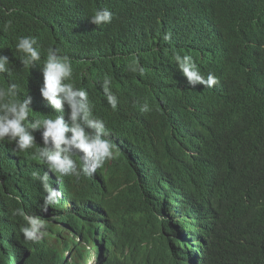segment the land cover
Listing matches in <instances>:
<instances>
[{
	"label": "clouds",
	"instance_id": "clouds-1",
	"mask_svg": "<svg viewBox=\"0 0 264 264\" xmlns=\"http://www.w3.org/2000/svg\"><path fill=\"white\" fill-rule=\"evenodd\" d=\"M50 1L0 4L18 13L21 28L0 44V264H103L99 211L112 223L109 205L133 211L125 168L138 187L152 188L175 261L186 262L200 239L187 191L175 182L203 154L207 126L192 123L197 110L178 111L168 93L227 91L214 68L228 53L216 0ZM253 5L264 10V0ZM161 7L179 15L154 12Z\"/></svg>",
	"mask_w": 264,
	"mask_h": 264
},
{
	"label": "trees",
	"instance_id": "trees-1",
	"mask_svg": "<svg viewBox=\"0 0 264 264\" xmlns=\"http://www.w3.org/2000/svg\"><path fill=\"white\" fill-rule=\"evenodd\" d=\"M260 1L216 0L213 5L212 14L228 51L225 64L214 68L222 74L227 91L168 93V101L176 102L178 111L184 105L197 110L192 123L207 126L203 154L186 177L175 182L187 191L193 209V228L200 239L197 254L187 255L186 262L181 255L175 261L174 234L160 218L162 208L156 207L152 188L138 187L125 168L124 189L130 193L126 197L132 200L133 211L127 214L124 208L109 205L114 223L107 212L99 211L103 264H264V54L258 52L264 51V24L255 20L264 19V10L252 8ZM59 5L60 0H51L49 6ZM154 12L173 17L180 9L161 7ZM7 13L0 6L1 45L8 33L21 30L17 17L12 18L18 13ZM151 23L159 24L157 20ZM37 25L44 35V27L38 21ZM51 39L46 37V41ZM158 130L172 140L166 125L160 124ZM163 134L153 135L152 144L154 140L158 144ZM89 214L86 209L82 221L87 244L91 242ZM83 250L88 253L87 247ZM58 264L71 263L62 257ZM74 264H80L78 257Z\"/></svg>",
	"mask_w": 264,
	"mask_h": 264
},
{
	"label": "bare ground",
	"instance_id": "bare-ground-1",
	"mask_svg": "<svg viewBox=\"0 0 264 264\" xmlns=\"http://www.w3.org/2000/svg\"><path fill=\"white\" fill-rule=\"evenodd\" d=\"M166 85L169 86L167 82H166ZM167 89H169V87ZM156 92L158 93V88H156Z\"/></svg>",
	"mask_w": 264,
	"mask_h": 264
}]
</instances>
